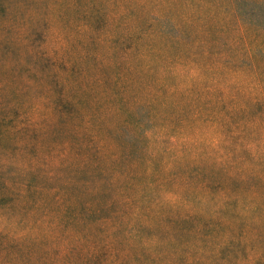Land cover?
Segmentation results:
<instances>
[{"label": "trees", "instance_id": "16d2710c", "mask_svg": "<svg viewBox=\"0 0 264 264\" xmlns=\"http://www.w3.org/2000/svg\"><path fill=\"white\" fill-rule=\"evenodd\" d=\"M81 1L0 0V210L59 264H264V0Z\"/></svg>", "mask_w": 264, "mask_h": 264}, {"label": "rangeland", "instance_id": "374dc122", "mask_svg": "<svg viewBox=\"0 0 264 264\" xmlns=\"http://www.w3.org/2000/svg\"><path fill=\"white\" fill-rule=\"evenodd\" d=\"M81 5L85 2L80 0ZM20 72V71H19ZM21 73H18L17 80H11V77H6L0 73V79L7 81L11 80L10 89L15 92L19 91L17 100L26 99L29 102H34L33 88L29 81H23ZM21 90V91H20ZM26 92H30L29 96H24ZM13 93V92H11ZM9 97H11V94ZM40 94V93H39ZM5 100H9L5 98ZM12 157L7 154H0V164L14 165ZM14 169V168H13ZM12 173V170L10 169ZM20 175V173H18ZM20 178L19 176H16ZM27 213L19 212V214H6L0 210V260L5 257V253L15 251L17 245L22 248L23 254L31 257L34 261L40 263L46 261H54V264H59L60 260L65 255V237L61 229L52 228V223L56 219V215L50 210L39 208ZM57 228V229H56ZM254 230L259 232L261 226L255 225ZM218 243H221V233L218 237ZM6 247L4 250L2 247ZM50 264V263H49Z\"/></svg>", "mask_w": 264, "mask_h": 264}]
</instances>
